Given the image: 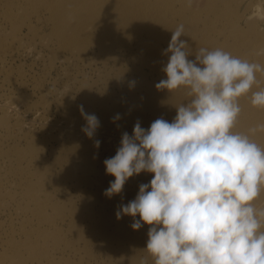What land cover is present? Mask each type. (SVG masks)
Listing matches in <instances>:
<instances>
[{"label": "rangeland", "instance_id": "374dc122", "mask_svg": "<svg viewBox=\"0 0 264 264\" xmlns=\"http://www.w3.org/2000/svg\"><path fill=\"white\" fill-rule=\"evenodd\" d=\"M67 1L0 0V264H141L145 257L154 264L144 249L151 226L133 230L138 215L116 217L154 174L134 175L120 194L105 196L115 177L104 161L121 138L99 132L131 136L143 118L146 128L158 118L172 122L176 107L192 99L187 86L164 90L167 107L156 115L155 85L166 74L152 70L168 60L164 50L180 24L191 55L219 48L264 66L257 55L264 0H69L74 15L62 22L75 27L63 37L56 22L71 11ZM106 5L114 27L93 16ZM256 79L253 87L264 89V72ZM252 93L237 101L242 113L232 131L264 150V131L250 132L264 124V106L248 103ZM81 105L100 121L91 138ZM262 197L264 185L254 204Z\"/></svg>", "mask_w": 264, "mask_h": 264}, {"label": "clouds", "instance_id": "9594fccd", "mask_svg": "<svg viewBox=\"0 0 264 264\" xmlns=\"http://www.w3.org/2000/svg\"><path fill=\"white\" fill-rule=\"evenodd\" d=\"M182 36L180 24L164 50L171 54L162 69L166 79L155 87L170 92L187 86L192 99L176 107L172 122L158 118L146 130L137 121L131 136L122 134L116 154L104 161L106 173L115 177L104 195L120 194L141 172L154 174L116 212L117 219L140 217L133 230L151 226L144 249L154 264H264V208L254 204L264 185V150L232 131L241 111L238 98L258 83L256 73L264 66L219 48H200L190 60ZM251 102L264 106V89L253 92ZM80 113L82 131L91 138L100 121L82 105ZM257 131L264 124L250 129Z\"/></svg>", "mask_w": 264, "mask_h": 264}, {"label": "bare ground", "instance_id": "6f19581e", "mask_svg": "<svg viewBox=\"0 0 264 264\" xmlns=\"http://www.w3.org/2000/svg\"><path fill=\"white\" fill-rule=\"evenodd\" d=\"M68 2V5H69V8H70V12H60L59 13V15H58V20H57V29L59 30L58 32L60 33V35H62L63 37H65L66 36V32L65 31H67V30H70V29H72L73 27H75V25H73L72 23H64V22H62L63 20H64V17H66V16H69V15H74V8H72V4L70 3V1L68 0L67 1ZM109 3V2H108ZM112 10V8L111 7H109V5H106L105 6V8H101L100 10H99V13L98 12H96L95 11V13H94V15L93 16H102V19L103 20H105V21H108L109 22V24L112 26V27H114V20L112 21V20H110L109 18H108V16H107V14L106 13H112L111 12V10ZM107 12H106V11ZM256 10H257V8H256ZM103 12V13H102ZM79 12H77L76 14H78ZM146 13H148L150 16H153L154 14V11H152L151 9H147L146 10ZM62 15H64V17L62 16ZM95 19H96V17H95ZM111 30V29H110ZM67 39V38H66ZM195 55L196 54H192V55H190L188 58L190 59V60H195ZM167 62H168V60L164 63V64H162V65H159V66H156L152 71L153 72H155V71H160L161 69H163V67L167 64ZM129 88H131V87H129ZM133 88V87H132ZM134 90H135V88H133ZM162 91V92H161ZM251 91H253V92H255V91H257L254 87H252V89H251ZM154 96H155V98H156V100H154L153 102L155 103L154 105H155V107H157L158 109H157V111H156V115L159 117L160 116V114L166 109V107H167V105L166 104H164V102L166 101V99H167V95H166V92L164 91V90H158L157 89V91L154 93ZM158 96V97H157ZM169 98H171V99H173V100H178V98H179V96L177 95V94H173V93H170L169 95ZM182 96H183V94H182ZM182 96H181V98H182ZM238 100H239V98H238ZM187 102H189V99L185 102V103H187ZM184 103V104H185ZM248 103H249V105H253L252 104V102H251V98H249L248 99ZM13 108H15V107H13ZM172 110H173V108H172ZM241 113H242V111L239 113V115L238 116H240L241 115ZM147 124V121H146V118H143V120H142V122L140 123V125H141V127L142 128H144V129H148V128H146L144 125H146ZM235 124H236V122H235ZM99 135H104L107 139H109L110 141H112V142H114V141H117L118 140V138H122V135H118V134H114V133H110V132H102V131H100L99 132ZM260 200H263L264 201V197H262V198H260L259 200H257L256 202H255V204L258 202V201H260ZM261 231H264V222H262V227H261V229H260Z\"/></svg>", "mask_w": 264, "mask_h": 264}]
</instances>
